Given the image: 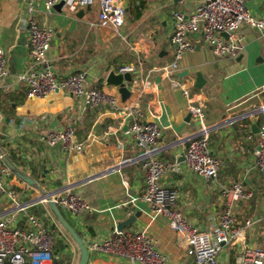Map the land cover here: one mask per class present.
Instances as JSON below:
<instances>
[{"label":"crops","instance_id":"obj_1","mask_svg":"<svg viewBox=\"0 0 264 264\" xmlns=\"http://www.w3.org/2000/svg\"><path fill=\"white\" fill-rule=\"evenodd\" d=\"M47 11L38 6L40 26L54 32L49 55L57 77L64 78L87 72V87L98 86L120 98L122 106L139 102L144 121L160 124L161 137L156 155L178 162L180 171L169 174L164 182L179 191L178 208L194 224L205 229L216 225L226 198L220 187L232 181L243 183L252 196L235 201L240 224L256 220L255 227L245 230L248 245L264 247V171L255 166V151L263 122L264 106V35L254 27L241 26L238 35L242 50L235 57H217L202 34L194 37L195 49L187 51L179 71L167 76L161 69L173 62L170 43L174 10L193 11L201 0H123L125 24L120 30L100 22V0L85 7L83 17L66 11L69 0ZM256 16L264 17V0H246ZM143 5L142 8L139 6ZM23 0H0V39L8 69L21 72L28 61V33L19 28L24 14ZM139 11L142 16L133 19ZM141 70L125 81L131 94L123 100L119 87L108 83L111 72L119 73L124 64ZM201 72L203 86L197 87ZM153 85L139 90L144 79ZM178 79L199 95L204 104L205 123L210 128L211 147L221 160L216 180L207 181L186 169L185 151L200 132V124L189 117V98L173 84ZM32 117L36 124L20 130L15 123ZM112 125L116 133L106 134ZM73 126L75 140L83 142L81 151H68L61 144L49 147L42 136L53 128ZM129 122L110 106H87L65 90L45 97H29L26 87H15L9 80L0 81V147L11 162L47 192L70 187L94 209L79 217L67 215L73 227L91 243L108 237L117 224L130 214L140 212L137 220L124 230H145L157 240L158 248L168 256L170 264H190L187 250L180 246L169 219L151 209L139 197L145 188L144 149L137 146L128 133ZM21 202L38 198L41 192L28 187L19 176L11 179ZM7 203L0 201V211ZM37 213H50L46 204L33 208ZM49 214V216H50ZM57 219V218H56ZM66 241V240H65ZM67 248L72 258H80L76 242ZM242 244V243H241ZM243 247L226 245L220 264H235V256ZM57 250V247H56ZM61 255V253H60ZM88 264H134L105 253L92 252Z\"/></svg>","mask_w":264,"mask_h":264},{"label":"built area","instance_id":"obj_2","mask_svg":"<svg viewBox=\"0 0 264 264\" xmlns=\"http://www.w3.org/2000/svg\"><path fill=\"white\" fill-rule=\"evenodd\" d=\"M61 1L23 0L25 11L19 20V28L28 33L27 65L21 72H11L0 39V81L9 80L15 87H26L29 97H45L53 91L65 90L80 98L87 106L105 104L122 115L129 122L128 133L132 140L144 149L145 188L139 198L148 203L153 211L169 219L170 226L178 235L180 246L187 250L190 264H220L226 245L233 248L242 244L243 247L235 256V264H264V247L248 245L245 241V230L254 228L257 221L249 218L241 225L235 210V201L252 196L245 190L242 182L232 181L221 185V194L226 198V202L217 224L205 229L199 227L178 208L177 188L164 182L169 174L180 171L181 166L178 162L163 160L156 155V146L161 137L160 124L155 120L144 121L138 101L122 106L120 98L115 94L98 86L87 87V72H78L64 78L57 77L49 55L54 32L39 25L37 13L40 4L47 11H51ZM94 1L69 0L66 11L74 13L81 6L94 4ZM125 17L126 6L123 0H100L99 18L102 24L110 25L118 31L124 26ZM172 17L173 32L170 43L174 49V60L161 68L167 76L179 71L184 54L195 49L193 39L198 34H202L204 41L217 57H235L240 53L242 45L238 31L243 25L257 28L264 35V17L252 13L246 0H201L193 11L174 10ZM224 32L228 34V38ZM140 70L138 66L129 63L122 65L119 73L134 74ZM173 84L180 87L183 94L189 98L191 116L200 124V132L185 151L186 169L208 182L216 180L221 171V160L211 147L210 128L205 123L204 104L199 95L190 92L186 83L175 79ZM151 85L153 82L146 78L142 88H134L139 90L141 97ZM261 111L264 119V106ZM15 124L20 130H25L27 126L36 124V120L24 116ZM118 130V127L110 125L106 134L116 133ZM42 140L49 147L61 144L68 151H81L85 148L83 142L75 140L73 126L50 129L42 136ZM4 156L8 157L0 147V201L7 203L0 211V264H56V260L61 256L56 252L57 240H64L62 235L56 232L58 220L53 219L48 212L37 213L33 208L44 203L52 211L49 206V201L52 200L66 218L67 215L76 218L85 212L92 213L94 209L70 187L49 192V199L46 197L38 200L40 195L38 198L21 202L11 182L17 174L5 161ZM255 156V166L264 171V120L259 130V144ZM26 173L31 176L29 172ZM26 183L28 187L35 188ZM87 246L90 255L92 252H100L134 264H170L168 256L158 248L157 240L145 230H115L108 237L87 242ZM74 258H71V264H75Z\"/></svg>","mask_w":264,"mask_h":264},{"label":"water","instance_id":"obj_3","mask_svg":"<svg viewBox=\"0 0 264 264\" xmlns=\"http://www.w3.org/2000/svg\"><path fill=\"white\" fill-rule=\"evenodd\" d=\"M63 2H61L60 4L57 5L58 8H60L62 6ZM74 14L78 17H83L85 14V7L81 6L78 10H76L74 12ZM225 35L226 38H228V34L226 32L223 33ZM133 80L132 78V74L131 73H118L115 74V72H111L109 77H108V83L109 84H115L119 87V92L122 95L123 100H127L131 94L129 88L126 86L125 81H129L131 82ZM204 79L202 76L201 72L197 73V82H196V86L197 87H202L204 84ZM264 102V100H263ZM189 117H191V113L189 114ZM254 127L257 128L256 131H259V127L257 125H255ZM5 161L11 166V168L15 171V173L17 174V176H19L21 179H23L24 181L30 183L31 185L35 186V188H37L40 192H41V196L38 200L44 199V198H48L49 196L48 193L45 189H43L38 183L37 181L32 178L31 176H29L26 172H23L21 170H19L11 161L7 156H4ZM49 206L51 208V210L53 211V213L55 214L56 218L58 219V221L60 222V224L67 230V232L70 234V236L72 237V239L76 242V244L78 245L79 249H80V258L78 261V264H88L89 263V259H90V252L87 246V240H85V238L82 236V233L78 230H76L73 225L69 222V220L66 218L65 214L63 213V211L59 208V206L52 200L49 201ZM140 212H136L133 214H130L126 219L120 221L117 224V230L118 231H123L125 229V227L129 226L130 224H133L136 220L137 217L139 216Z\"/></svg>","mask_w":264,"mask_h":264},{"label":"trees","instance_id":"obj_4","mask_svg":"<svg viewBox=\"0 0 264 264\" xmlns=\"http://www.w3.org/2000/svg\"><path fill=\"white\" fill-rule=\"evenodd\" d=\"M143 5L139 7L142 8ZM142 16V12L139 11L136 15L133 16V19H139ZM66 248V244H64L61 240H57V253H61L59 259L56 260V264H71L72 255L68 252H63Z\"/></svg>","mask_w":264,"mask_h":264},{"label":"rangeland","instance_id":"obj_5","mask_svg":"<svg viewBox=\"0 0 264 264\" xmlns=\"http://www.w3.org/2000/svg\"><path fill=\"white\" fill-rule=\"evenodd\" d=\"M40 213V212H39ZM42 213V212H41ZM56 219V218H55ZM58 220V219H57ZM56 220V221H57ZM70 222V221H69ZM71 223V222H70ZM57 224L58 226L56 227V232L59 234V235H62V237L64 238V241L63 239H60L64 244H66V248L68 251H72V246L71 244H75L74 243V240L72 239V237L70 236V234L67 232V230L60 224L59 221H57ZM77 261L75 262V264H78V258L76 259Z\"/></svg>","mask_w":264,"mask_h":264}]
</instances>
